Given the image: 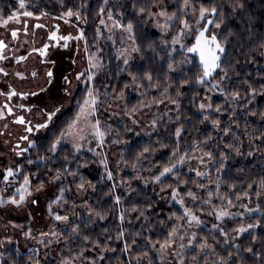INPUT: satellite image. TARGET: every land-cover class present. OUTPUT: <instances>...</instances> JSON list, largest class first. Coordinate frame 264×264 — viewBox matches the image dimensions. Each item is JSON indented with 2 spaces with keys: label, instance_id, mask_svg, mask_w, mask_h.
I'll list each match as a JSON object with an SVG mask.
<instances>
[{
  "label": "snow or ice",
  "instance_id": "obj_1",
  "mask_svg": "<svg viewBox=\"0 0 264 264\" xmlns=\"http://www.w3.org/2000/svg\"><path fill=\"white\" fill-rule=\"evenodd\" d=\"M68 3L72 6L62 2L61 7L65 10L53 19L69 23L74 18L77 28L75 36L72 33L59 34L60 25L55 24L47 34V41L40 47L32 46L27 55H16L17 49H10L9 43L0 38V61L9 59L6 55L8 51H12L11 58L20 63L27 60L32 53L47 57L50 47L67 49L69 41H83L87 64L75 77L77 88L80 83L84 84L79 98L74 93L69 76L63 77V95L51 97L49 103L43 106L24 103L14 105L12 101L15 97L24 100L48 91L44 87H40L38 92L17 91L11 85H8L7 91L0 89V97H3L0 101V120L11 116L12 122L23 129V134L17 137L11 152L15 157H24L22 163L14 161L10 165L2 166L0 170V208L6 205L20 208L28 203L36 205L39 199L34 194L43 192L46 185L56 188V195L47 201V230L42 229L34 234L31 226L24 230L23 225L11 224L9 221L11 227H20L23 236L42 246L45 255L53 246H60L59 264H97V260L105 259L104 253L117 251L109 243L112 241H119L123 245L119 251L127 259L121 260V264H154V259H158L159 264H236L233 252L239 254L241 251V246L236 241L245 233L249 234L251 242L244 251L256 258L253 264H264V233L256 234V230L264 225V175L250 178L239 193L236 192V183L230 181L227 175L228 161L233 155H244L245 138L248 156H252L254 152L264 153V110L250 107L257 97H264V71L257 73L258 79L245 78L240 84L230 83L232 75L239 77L240 73L235 70V63L239 61L234 63L228 59L227 45L234 33L231 30L225 32L228 15L226 8L235 12L244 7L243 3L233 0L226 6L223 0H98V7L93 9L98 22L93 30L92 41L87 39L85 30L80 27V24L88 23V0H81L79 4L68 0ZM126 5L132 10L131 18L127 16ZM48 15V12L29 3V0H16L14 10L6 17L0 11V27L7 29L10 22L22 23V28L10 29L11 40L17 41L21 31L25 37L28 36L29 18L39 21L41 17ZM145 21L157 31L153 36L142 32L138 38L137 26ZM32 28L34 37L35 29L46 28V25L35 23ZM105 41L116 49L115 59L119 61L117 73L126 72L129 80L119 90L113 88L109 92L105 89L103 95H111L112 100L119 101L124 98L125 89L129 87L140 95L155 90L159 97L153 95L150 101H140L141 107L151 109L167 101V104L175 106V123L178 126L170 132L172 146L166 160L154 159L156 146L161 149L169 147L159 139L154 142L149 140L136 152L130 165L121 153L117 168L130 166L136 175L129 180L121 178L119 183H113L108 193L112 198V207L98 208L84 198L89 190L94 191L96 188L80 172L81 168L88 166V162H79L72 168L70 165L73 161L64 156V163L60 167L52 169L44 164V179L40 178V166L44 161L53 160L58 146L65 141L72 145L73 160L75 154L88 144L90 146L87 150L95 157L93 162L103 168L101 181L105 178L108 181L115 179L114 171L109 168L107 154L97 151L104 148L114 132L110 125L102 124L97 115L103 102L95 80L106 67L103 46ZM31 43L34 45L35 40ZM27 44L29 41L25 39L21 46ZM76 47L79 51V43ZM258 47L264 56V42ZM136 57L146 58L148 61L147 67L138 74L130 70L131 62ZM40 62L43 64L47 61L42 59ZM185 66H189L187 72ZM193 68L197 71L190 75ZM177 72L180 73V79L174 86L173 74ZM0 74L7 77L10 73L0 66ZM14 75L26 79L24 72L16 71ZM37 75V71L31 72L32 78ZM53 75L52 70L45 73L46 84L52 83ZM193 84L195 89L190 103L197 109L194 115L201 124L210 123L218 134L217 138L209 134H205L203 139L184 138L186 129L180 122L183 115L180 97L184 95L181 89L185 85L191 87ZM217 95L221 97V103L215 102L214 97ZM73 100L76 108L74 116L57 128L55 119L62 114L65 102L71 103ZM238 108H242L246 115L258 116L262 126L251 128L250 122L245 121L243 131L237 132L236 129L240 128ZM33 109L38 110L36 114L43 117V122L28 118L27 114H32ZM137 110L133 106L131 113L134 114ZM163 115L168 116V112ZM223 116L227 119H222ZM161 119H152L150 128L156 129ZM192 119L185 117L184 123L190 124ZM168 120L171 122L172 117H168ZM133 123L137 121L133 119ZM50 125L56 128L46 149L52 155L43 156L37 152L33 158L30 150L35 149L37 144L30 139V135L42 129L49 130ZM7 127L5 124L4 129ZM131 130L125 127V132ZM0 135H4L3 130H0ZM148 135L151 136V132ZM93 142L94 147L91 146ZM111 143H122L118 133ZM145 161L149 162L146 168ZM34 164L35 170L28 167ZM142 171L148 172V175H142ZM237 171L242 172L243 169ZM130 180H140L145 186L151 184L153 194L160 196L169 205L168 215L156 221L163 229V239H153L151 235H145V232L151 233L153 230V200L132 188ZM118 187L125 189V195L115 194ZM133 193L141 198L128 200ZM252 195L256 197L254 207L251 206ZM29 216L31 217V213ZM109 216L119 221L115 226V235L105 227L102 232L93 236L92 226ZM133 218L143 221L142 229L129 233L125 225L130 224ZM207 218L211 219L210 227L205 222ZM230 220L236 221V226L226 229L225 225ZM201 232L205 234L201 235ZM5 240L12 243L10 236L5 237ZM257 241L262 242L259 250L254 247ZM220 244L227 246L223 249L226 256L217 252ZM3 245L4 241H0V247ZM89 250L96 255H89ZM149 252H154L155 256H150ZM17 258L22 259L19 249L14 255H6L0 251V264H18ZM28 264H41L39 249L32 250V254L28 256Z\"/></svg>",
  "mask_w": 264,
  "mask_h": 264
},
{
  "label": "trees",
  "instance_id": "obj_2",
  "mask_svg": "<svg viewBox=\"0 0 264 264\" xmlns=\"http://www.w3.org/2000/svg\"><path fill=\"white\" fill-rule=\"evenodd\" d=\"M33 4L36 5V7L52 14V15H60L62 11L65 9L61 7V2H58L57 0H31ZM63 3L67 4L68 6H72L70 3H68V0H62ZM73 3L79 4L81 0H72ZM233 2V0H223V3L227 6L230 5ZM241 3H243L244 7L242 9H237L235 12H231L226 8V11H228V15L226 16V27L225 32L227 30H231L234 35L229 38V43L227 45L228 49V59L233 61H239V63H235V70L236 72L240 73L239 77H236L234 74L232 75V81L230 83L232 84H240L241 80L245 78H251V79H258L257 76L258 72L264 71V56L261 55V50L259 49L258 45L261 42H264V0H240ZM16 0H0V11L3 12L5 17L7 14L14 10ZM89 8H88V23L83 24V29L85 30V35L89 41L93 40V30L97 24V16L96 12L93 11V9H96L98 7V0H88ZM33 10V9H30ZM125 10L127 13L128 18H131L132 16V10L130 6L126 5ZM37 14H39L37 12ZM156 29L148 24L147 21H145L142 25L137 26V33L138 38L139 34L142 32H146L148 36H153L156 33ZM157 38H159L157 36ZM104 56H105V62L106 67L104 69V72L100 73L95 80V86L100 89L101 92V101L105 104L109 99H111V95L104 96L103 93L105 89H107L109 92L113 88L119 90L123 87L124 83H127L129 78L127 76L126 72L117 73V64L115 63V57L113 58L111 56V49L105 46L104 42ZM148 65L147 59H141L139 57L134 58L133 62L130 65V70L134 73H140L146 68ZM166 67V65H165ZM189 66H185V72H187ZM197 71V69L193 68L192 73L190 75L194 74ZM248 74H251L249 77ZM180 79V73H174L173 74V81L174 86L175 84H178V81ZM84 89V84L81 85L79 93L76 95L77 98H79L82 95V91ZM194 89L195 85L193 84L191 87L185 85L181 91L184 93L183 96L180 97L181 100V108L183 110V115L181 117V123L184 124V127L186 129V132L183 134L184 138L187 140L189 138L196 139L200 138L203 139L205 134L212 135L214 138H217L218 134L213 130L210 123L205 122L201 124L199 122V118L194 115L197 112L196 107L190 103V100L192 99L194 95ZM202 92V90H201ZM156 95L159 97V93L153 90V92L148 93V100L150 101L152 96ZM174 95V92H173ZM215 102L221 103L222 99L218 95L214 97ZM140 102L138 98L131 97L127 103L128 110L131 111L132 107L135 106V103ZM107 104V103H106ZM105 104V105H106ZM167 105L166 109H173V111H168V116H157L156 118H162L161 123L158 125L156 129H154L151 132V136L145 135V136H138L136 134L132 133H125L123 125L119 124L114 127V132L111 137L108 138V143H106L107 147L110 148L117 145L111 143L112 139L116 138V134L119 132V139L122 141L120 143L121 147L118 148V160L120 159L121 153H123V157L125 160L129 161V165L131 164L132 160L135 157V154L137 151L141 150V148L151 141L156 140H162L165 144H168L169 147L167 148H159L157 147V151L155 153L154 159L156 160H166L168 153L171 148L170 140L172 137L170 136V132L174 131V128L178 126L175 123V116L176 113L174 111L175 107H171L170 104H167V101H165L164 106ZM73 108L70 114L64 115L60 122L56 124V127L59 128L63 126L65 121H69L74 116V113L76 111L75 108V100L73 101ZM163 106V107H164ZM174 106V105H172ZM156 108V106H154ZM250 107H255L258 110H264V97H257L254 101V104ZM238 112V122L240 124V128L236 129L237 132H242L244 128L245 121H249L251 124V128H260L261 122L259 117H252L249 115H246L244 113V110L242 108L237 109ZM168 117H172V121L169 122ZM185 117H192L191 123H184ZM222 119L226 120L227 117L223 116ZM167 129V131H166ZM56 131V128H52L51 130L47 131V133L43 136L38 137L34 141L37 144V147L35 149L30 150V154L33 158H35L36 153L38 152L40 155L43 156H50L51 153H48L46 151L50 140L53 136V133ZM73 149L72 146L69 144H61L58 146V150L56 153V156L53 160L44 161L41 163L40 166V172H41V179H44L43 172L46 171V168L44 167V164H47V168H57L60 167L63 163V157L68 156L69 160H72L73 163L70 165L72 168H75L77 163L79 162H88V166L85 168H81L80 172L82 175H84L87 179L91 180L95 185V190H89L86 193L85 199L88 200L90 204H92L94 207H103V208H111L112 207V198L108 194L110 186L113 183H119V181L115 178L113 181H108L106 178L101 181V173L103 172V168L99 166L97 163H94L95 157L92 153H76L75 154V160H73ZM111 151V150H110ZM112 152V151H111ZM248 147H247V139L245 138V148H244V155L243 156H235L233 155V158H231L228 161V168H227V175L229 177V180L236 183V192L239 193L240 189L244 187L248 182L250 178H256L264 175V153L261 152H254L252 156L247 155ZM111 154V153H110ZM117 159V158H116ZM117 160V161H118ZM21 163L24 161V157H21L19 160ZM40 163V162H37ZM149 162H144V167H148ZM32 169H36V165L28 166ZM139 167V165H138ZM238 169H243L242 172H238ZM27 171V169H25ZM185 171H187V166L185 167ZM148 172L142 171L141 174L145 176ZM136 173L133 172L132 168L130 166L120 167V178H123L124 180H129L130 177L135 176ZM189 175H192L191 173ZM237 177H243V179H237ZM35 184V180L33 181ZM132 188L136 189L137 191L142 192L143 194H146L147 198L153 200V210L151 219L153 221V230L151 233L145 232V235H151L153 239H163L164 233L162 227L156 223V221L159 218H164L168 215L169 205L165 204L161 199L160 196L154 195L152 190V185L149 184L147 186L144 185V183L140 180H130ZM47 186V185H46ZM74 187V185H73ZM115 194L117 195H125V189L123 187H118L115 190ZM56 195V188L55 193L53 195H50L46 199V217H47V201H50L54 196ZM141 197H137L135 193L132 194V196L128 197V200L133 199H140ZM157 201H159L157 203ZM252 201L253 204L251 206H255L256 197L255 195H252ZM79 202V201H78ZM246 202V201H245ZM55 207V206H54ZM4 208V207H3ZM2 208V209H3ZM253 221L255 220V216L252 217ZM48 221V217H47ZM206 224L210 227L211 219H206ZM247 223L248 221H244ZM119 223L118 220L115 219L113 216H109L108 219L103 221H98L96 224L92 226V235L95 236L96 234L102 232L103 228L107 227L110 229L113 235H115V226ZM236 221H229L225 228H231L236 226ZM14 224L18 225V221L15 220ZM143 221H138L136 219H132L130 224H126L125 227L129 233H133L136 231H141L142 229ZM34 228L33 226H31ZM144 227H147L146 225ZM25 230V228H24ZM42 230V229H40ZM43 230H47L43 229ZM33 233H35L33 229ZM264 233V225H262L260 228L256 230V234H262ZM201 235H204V232L200 233ZM139 239V238H138ZM34 242L33 240H31ZM250 236L248 233H245L241 237L238 238L236 243H239L241 246V251L239 254H236L233 252V259L236 261V264H253V261L256 259L252 256L251 253L245 252L244 248L249 246L250 244ZM112 247L117 248V251L115 253L112 252H106L104 253L105 259L103 261L97 260V264H121V260H126V256H122L119 249L123 247L122 243L119 241H112L109 242ZM33 244V243H32ZM262 246L261 241H257L254 245V247L259 250ZM227 246L220 244L217 246V252L220 255L226 256L227 253L223 249H225ZM19 249L20 251V257L22 259H18V264H28V256L32 254L33 249H39V258L41 260V264H59L58 257L60 256V246H53L50 251L47 252V255H45V252L42 248V246L38 244H33L31 247H28L26 249H22L20 245L18 244H11V245H3V247H0V251L5 252L6 255L12 254L14 255L16 250ZM138 251L140 249H137ZM229 250H231L229 248ZM89 255L95 256L96 254L89 250ZM150 256H155L154 252H149ZM154 264H159L158 259H154Z\"/></svg>",
  "mask_w": 264,
  "mask_h": 264
},
{
  "label": "rangeland",
  "instance_id": "obj_3",
  "mask_svg": "<svg viewBox=\"0 0 264 264\" xmlns=\"http://www.w3.org/2000/svg\"><path fill=\"white\" fill-rule=\"evenodd\" d=\"M57 1L62 3V0H57ZM29 3H32L31 0H29ZM57 16H59V15H52L49 13L48 16L41 17V19L39 21L44 22V23H49V24L52 21H58L62 25V27H64L66 30L76 31L77 28L75 26L76 22H75L74 18L69 23H64L63 20L53 19V17H57ZM29 21L31 24L36 20L29 18ZM10 27H22V23L17 24L14 22H10L7 29H9ZM80 27L82 28L83 24H80ZM5 33H6L5 28L0 27V36L5 34ZM105 46L108 47L109 49H111V56L114 58L116 49L113 48L106 41H105ZM117 46H119V45H117ZM115 63L118 65L119 61H117L115 59ZM86 66H87L86 58H85V54L83 52V42H82L81 50H80V54H79V60H78L77 73L82 71ZM74 81H75V75H73V82ZM82 84L83 83H81V85ZM131 97L138 98L139 101H149L148 100V94L140 95V93L135 91L133 88L129 87V88L125 89V96L123 99H121L119 101H114L111 98V99H109V101L106 102L107 104L105 103L106 105L104 103H102L101 107H100V111L97 113V115L100 118L102 124L106 123V124L110 125L112 129H114V127L116 125L122 124L124 131H125V127L132 129L131 131L125 132L126 134L127 133L128 134L134 133L138 136L148 135L149 132L153 131V129L150 128V123H151L152 119L156 118L157 116L158 117L162 116L166 111L168 112V110L166 109V107H168V106L167 105L164 106V103H163V104L157 105L156 108L153 106L151 109H149V108L141 107L140 102H137V103H135V106L138 110L134 114H132L131 111L128 110V105H127L128 101ZM100 99H102L101 96H100ZM72 103H73V101L71 103H68L67 101L65 102V107L62 111V112L65 111V113L62 115L59 114V118L55 119L56 124L58 122H60V119L64 115L66 116V114L71 113L72 108H73ZM170 106L175 107L172 105H170ZM32 116L34 119L43 120V117L37 115L36 113H33ZM133 119H135L137 121V123H133ZM51 129H52V127L50 128V130ZM47 131L48 130H46V131L40 130L37 133L38 134L37 136H39V137L43 136L47 133ZM118 134L120 135L119 132H118ZM35 137L36 136H32V138H35ZM64 143L72 146L70 142L65 141ZM64 143H62V144H64ZM120 145L121 144H117V145L111 147L110 150L112 152L109 150V148L107 147L106 144H105L103 149H97V151H104L107 154L109 168L114 171V176L118 181H120V179H121L120 178V168H117V160H118V153H119L118 148L121 147ZM10 146H11V144L8 143L5 146V148L2 147V149L0 150V153H1L0 157L7 155L5 157L8 159H6L5 161L10 160V159H14V160L16 159L15 155H13L14 153H12L13 157L6 153L8 150H10ZM23 146H26V144H23ZM89 146L90 145L85 144L84 148L79 153H87V152L91 153L87 150ZM91 146L94 147L95 142H93ZM19 158L20 157H18V159ZM5 161L0 159V170H2V166H6ZM12 162H10V163H12ZM194 164H195V162H193V165ZM147 175H148V173L145 174V176H147ZM54 193H55V186L47 185V186H45V189L43 192H41L39 194H34L39 199V203L36 205L28 203L26 206H22L20 208H15L14 206H8V205H6L3 209L0 208V241H4V245H6V244L7 245L18 244V245H20V247L22 249H26L28 247H31V245L33 246V244H35L36 242L35 241L32 242L30 239H26L23 236L21 228L20 227L13 228V227H11V224H14V221L17 220L18 225H23L25 230H27L28 226H33L35 233H37L40 229H46L48 226V223H47L48 221H47V217H46V204L45 203H46V199L50 195H53ZM85 196H86V194H85ZM233 211H236V209H233ZM29 213H31V217L29 216ZM9 221H11V224H9ZM197 231H199V229H197ZM7 236L12 237V243L11 244L7 243V241L5 240V237H7Z\"/></svg>",
  "mask_w": 264,
  "mask_h": 264
},
{
  "label": "flooded vegetation",
  "instance_id": "obj_4",
  "mask_svg": "<svg viewBox=\"0 0 264 264\" xmlns=\"http://www.w3.org/2000/svg\"><path fill=\"white\" fill-rule=\"evenodd\" d=\"M35 23H43L46 25V28L35 29V36L33 37L32 26ZM55 24L60 25L59 34L72 33L74 36L77 34V29L76 31H68L64 27H62V25L58 21H52L50 22V24L44 23L41 21H34L33 23L30 24V21L28 20L29 34L27 37H25L23 31H21L19 33V39L17 41H12L11 36H10V29L22 28V27H10L9 29H5L6 33L1 35L0 38L4 39L6 43H9L10 49H17L16 55H27L28 51H30L32 46L40 47L42 43L47 41V34L50 30L53 29V26ZM25 39L29 41V44L21 46ZM33 39L35 40L34 45L31 43ZM82 42L83 41H79V42L69 41V46L67 49L63 47H57V46L50 47L48 50L47 57H40L38 53H32L31 55H28L27 60L20 62V63H17L15 60L11 58L12 51L6 52V55L9 56V59L6 61H0V66L5 67L9 71L10 74L7 77H4L2 74H0V89L7 91L8 85H11L17 91H26V92L27 91H37L38 92L40 87H44L48 89V91L41 92L37 96H29L27 97V99H24V100H21L20 98L15 97L13 98V101H12L14 105L19 104V103H24L26 105L43 106L44 104L49 103V100L51 97H59L63 95V93L61 92V88L65 83L63 80V77L69 76V78L72 80V87L74 89V93L75 95H77L80 91L81 83L79 84L77 88V81L75 79V81L73 82V75H75L76 77L79 54H80ZM77 43H79L80 45L79 51L77 50V47H76ZM42 59H45L47 62L42 64L40 62ZM52 61H55V63H52ZM73 61L75 62L73 63ZM33 70L37 71L38 73V75L35 78L31 77V72ZM48 70H52L54 74L52 78V83L50 85L45 83V80H46L45 73ZM16 71L24 72L26 79H20L19 77H16L14 75ZM2 100H3V97H0V101ZM37 112H38L37 109H33V113H37ZM64 113L65 111L62 112V114ZM32 114H27L28 118L34 119ZM34 121L43 122V120H38V119H34ZM5 124L8 125L7 129H4ZM50 128H51V125H50ZM0 130L4 131V135H0V150L2 149V147L5 148V146L8 143H10L11 144L10 150H8L6 153L12 156L11 149L13 145L15 144L17 137L23 134L22 126L18 124H14L12 122V117L8 116L6 119L0 120ZM43 131H46V130H43ZM8 133H11V135H9ZM37 133L38 132L32 133L30 135V139L32 140L37 139L39 137L37 136L38 135ZM32 136H36V137L32 138ZM5 141H8V143L5 144ZM5 156L0 157V159L5 161L6 159H8ZM20 158L18 159V157H16L15 160L14 159L7 160L5 161V165H10L11 164L10 162L12 161L13 162L19 161Z\"/></svg>",
  "mask_w": 264,
  "mask_h": 264
}]
</instances>
